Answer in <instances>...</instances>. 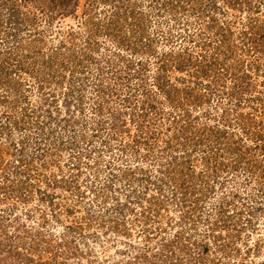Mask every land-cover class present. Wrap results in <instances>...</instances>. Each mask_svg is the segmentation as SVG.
Returning a JSON list of instances; mask_svg holds the SVG:
<instances>
[{
	"label": "rangeland",
	"instance_id": "374dc122",
	"mask_svg": "<svg viewBox=\"0 0 264 264\" xmlns=\"http://www.w3.org/2000/svg\"><path fill=\"white\" fill-rule=\"evenodd\" d=\"M2 1L5 0H0V66L2 63L5 67H0V223L8 232L33 239V234L42 230L46 237L57 241L68 238L86 251L94 250L102 259L118 260L141 251L148 243L155 247L162 237H171L179 228L191 227L190 233L198 239L205 237L214 248L219 247V264H264V147L258 146H264V48L257 51L251 46V34L245 33L248 27L251 30L255 26V32L264 26V0H216V9L209 0H199L201 4L198 0H183V9L172 11L162 6L159 10L156 4L151 17L142 14L141 28L146 26L148 32L138 29L141 32L133 36L132 41L139 46L140 38L144 42L158 26L167 27L169 17L179 18L169 21L171 26H182L186 19L191 20L190 30L196 31L198 39L202 33L222 31L228 20L238 21L232 28L234 32H224L236 51L230 58H236L240 72L249 75L244 85H251L228 83L221 87L211 77L197 75L196 67L181 73L182 85L202 89L214 98L204 105L213 113L220 112L219 101L229 104L233 122L224 124L221 119L222 130L216 131L213 125L218 120L202 115L192 119L197 128L187 129L184 124L188 119L180 122L176 113L169 115L172 106L164 103L158 122L146 124L147 129L160 134V143L137 144L140 130L136 122L129 121L113 147L124 144L130 156L116 155L113 168L118 169L130 159L133 169L145 167L152 179L147 182L139 172L130 179L125 175L122 178L118 170L104 171L101 178L108 179L105 193L95 190L97 159L101 156L100 151L91 149L104 144L93 137L96 130L92 127L57 123L55 132L50 129V148L44 149L41 124L47 110L58 118L82 116L77 107L66 106L61 95L49 96L55 84L45 83L41 88L43 79H47L44 61L50 55L70 56L68 61L76 70L91 49L97 57L119 49L135 57L133 50L128 52L123 43L109 41L108 33L89 34L86 23L66 25L76 24L71 20L45 27L33 22V11L24 9L19 16L13 15L17 19L11 24V9ZM104 1L97 0L98 6H89L90 15L105 23L113 21L119 27L125 24V9L130 17L132 10L141 13L151 0ZM230 1H236L235 6ZM18 27V35L7 36ZM157 47L163 50L160 44ZM215 48L210 50V58ZM156 54L161 57L160 52ZM253 57L262 61L251 63ZM16 83L20 84L18 89ZM201 108L193 111L202 114L205 109ZM223 129L228 132L224 134ZM83 132L89 133L90 140L77 136ZM139 148V153L133 151ZM103 149L105 165L104 161L118 152ZM188 185V190L183 188ZM116 223H120L119 227H115ZM149 236L151 240L147 241Z\"/></svg>",
	"mask_w": 264,
	"mask_h": 264
},
{
	"label": "trees",
	"instance_id": "16d2710c",
	"mask_svg": "<svg viewBox=\"0 0 264 264\" xmlns=\"http://www.w3.org/2000/svg\"><path fill=\"white\" fill-rule=\"evenodd\" d=\"M182 1L151 0L148 1L144 10H141V13L132 10L130 17L129 14H126L125 9V14L123 13L122 16L125 18V24L119 27L113 21L105 23L100 18L95 19L93 14L90 15L91 7L98 6L97 0L2 1L6 7L11 9V16L9 17L11 24L15 23L17 19V17L13 19V15L19 16L21 10L24 9L28 12L33 11L30 12L33 13V22L37 21L45 27L62 25L66 21L71 20L75 21L76 24L73 25L67 22L66 25L75 27L86 23L89 34L108 33L109 41L123 43L128 52L133 50L132 54L135 57L128 56L121 49L106 57L100 55L97 57L91 49L86 52V57H84V61L82 60L83 64L81 63L76 70L71 68L70 61H68L71 58L70 56L50 55L51 57L49 56L44 61L46 68H44V72L47 79H43L45 82L42 83L41 88L45 87V83L49 85L55 84L56 87L50 91L49 96L56 97L61 95L66 106L73 105L82 113L79 118L74 117L72 114H69L68 117L58 118V115L55 116L50 112V109V111L47 110V115L43 117V124H41L42 132L45 135V138H43L44 149L50 148L48 140L53 137L54 126L57 123L63 122L70 126L83 123L86 128L92 127L93 131L96 130L92 134L93 137H97L104 144L103 146L97 145V148L91 149L92 151H100L101 156L97 159L96 165V168H99L95 175L98 185L96 188L94 184L92 185L99 193H105L106 188L108 189V179L105 177L101 178V173L104 171L115 173V170H118L117 173L122 175V178L125 175L130 177V179L136 172H139L145 176L147 182L152 179L147 174L148 171L145 167L140 166L137 170L133 169L128 162L130 159L125 164L120 162L122 165H119L118 169L113 168L116 155L120 154L119 157H124L126 153L125 157L130 156L127 153L129 149L124 144L122 145L121 143L119 148L113 147L115 140L126 131L125 125L128 128L127 124L129 121L136 122L140 130L139 139L136 141L137 144L143 142L160 143V134L147 129L146 124L150 125L151 122H155L154 124L158 122L157 120L161 117L162 111L165 110L164 103H169L172 106V111L169 115L176 113L175 117L179 118L180 122L182 119H188L187 123L184 124L187 129L197 128L194 127L192 119H198L202 115L207 118L212 117L214 121L218 120L214 123L217 125H213L216 131L222 130L220 126L221 119L224 120V124L233 122L232 108L229 104L217 100L222 103L218 104L222 107H220L219 113H213L212 109H207L204 105L214 98L208 96V93H204L202 89L197 91L194 86L182 85L180 81L184 78L181 77V73L186 72L190 67H196L200 71H198L197 75H202L206 78L211 77L216 83H220L221 87L228 83L242 87L251 85V82L248 86L244 85L246 79L250 80L249 75L240 72L241 66L236 58H230V55H233L236 51L232 49L227 34L224 32V29L234 32L236 29L232 30V28L238 24V21L228 20L227 25L221 27L222 31L202 33L201 39H198L195 36L196 31L192 32L190 30L191 20L186 19L182 26L179 24L171 26L169 21L178 20L179 18L169 17L166 19L168 26H158L157 30L151 31L154 35L145 38L144 42L140 38V46L138 42L132 41L134 39L133 36L139 31L138 29L143 30L141 28L142 14L146 15V17H151V9H155L153 6L156 4L159 5V10L162 6L172 11H175L176 8L183 9L185 6ZM209 1L211 7L214 9L218 8V1ZM198 2L201 4V1L198 0ZM235 2L230 1L233 6H235ZM89 6L91 7L88 8ZM148 7L150 9L149 12L147 11ZM221 8L223 10L224 7ZM86 13L88 17H86ZM248 25H250L249 22ZM251 27V30L250 27L245 29V33L251 34L249 39L251 46L260 51L264 48L262 46L264 45V26L257 28L255 32H253L255 26ZM256 27H259L258 22H256ZM47 30L49 29L47 28ZM47 30H43L44 33ZM20 31L18 27L7 36L18 35ZM145 31L148 32L146 26H144L143 33ZM228 36L231 37L230 35ZM158 44L161 45L163 50L158 49ZM213 47H216L217 51L215 50L210 58L208 55ZM157 52L161 53V57H155L159 55L156 54ZM118 57L120 60H116ZM261 61H257V58L253 57L250 62ZM56 65H58L57 68H55ZM0 67L3 69L5 66L1 63ZM19 85V83H16L15 87L18 89ZM210 85L211 83L206 86ZM48 100L47 98L46 101ZM50 100L52 103L54 102L53 99L50 98ZM202 106L205 110L202 114H200L201 112L196 114L194 111L201 110ZM127 115H129V118L126 117ZM149 118H153V120ZM36 123L39 124V122ZM223 131L224 134L228 132L227 129H223ZM154 134H157V136ZM88 135L89 133L83 132L77 136L80 139L90 140ZM153 137H155L154 140H152ZM258 146L260 149L264 147L263 145ZM103 148L105 150L108 149L111 153L118 152L106 159L104 161L105 165L102 163L103 151L101 150H104ZM140 148L133 149V151L139 153ZM16 172L19 173L18 170ZM162 185L163 182L161 185L159 184L161 191ZM109 186L112 185L109 184ZM188 187L189 185L183 188L188 190ZM186 193L184 191V197ZM176 223L181 225L180 221H176ZM192 224H195V221ZM252 224L255 223L252 222ZM119 225L120 223H116L115 227H119ZM19 227L22 226L19 225ZM27 230L30 231L31 229H26L25 231L27 232ZM190 230L191 227L179 228L171 237L161 236L162 239L155 247L148 243L141 251H136L118 260H112L109 258L102 259L94 250L89 249L86 251L76 241L71 243L72 240L68 238L62 237L57 241L53 237H46L42 230L36 231L33 234V239H28L27 236L24 237L19 233L12 235L0 223V264H219L222 259L219 255L220 249H217L219 247L214 248L210 239L205 237L198 239L194 236V233H190ZM30 232L32 233V231ZM207 236H210L209 232H207ZM150 240L149 236L147 241Z\"/></svg>",
	"mask_w": 264,
	"mask_h": 264
}]
</instances>
